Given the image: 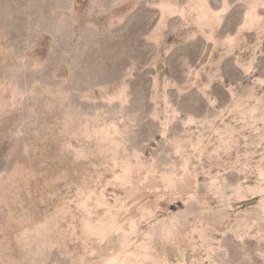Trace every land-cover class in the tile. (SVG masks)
Returning <instances> with one entry per match:
<instances>
[{"label": "rangeland", "instance_id": "rangeland-1", "mask_svg": "<svg viewBox=\"0 0 264 264\" xmlns=\"http://www.w3.org/2000/svg\"><path fill=\"white\" fill-rule=\"evenodd\" d=\"M110 216L122 264H264V0H0V264H104Z\"/></svg>", "mask_w": 264, "mask_h": 264}, {"label": "bare ground", "instance_id": "bare-ground-1", "mask_svg": "<svg viewBox=\"0 0 264 264\" xmlns=\"http://www.w3.org/2000/svg\"><path fill=\"white\" fill-rule=\"evenodd\" d=\"M201 2H199L200 4ZM203 7V6H202ZM201 9V8H200ZM248 17V12H246V18ZM166 131V128L164 129ZM186 133V132H185ZM231 134L232 132L230 130H224L222 132V136L221 138L219 139L221 143H223L222 145H228V142L230 140V137H231ZM219 142V143H220ZM127 162V164H123L122 167L123 169V173L125 174H129L131 172H135V173H142L145 174V176H150V175H153V173H155L156 171V166L154 164H151V165H145L142 161H140L138 158L135 159V164L133 163H129L131 161ZM124 163V162H123ZM166 164V163H165ZM165 167V166H164ZM168 167V166H167ZM166 168V167H165ZM175 166L174 165H170L168 169V172L165 173V172H159L160 173V176L161 178L167 182L168 185H174L175 184V179L174 177H176V173H175ZM182 175L180 176L179 179H184L185 177V172H186V162H184L182 164ZM158 173V174H159ZM157 174V173H156ZM104 206L107 205L106 203H103ZM108 208V207H107ZM111 218L109 219V221L107 223H105L104 225H101V231L102 232H108V231H114L118 234H120V237L122 239V237L127 238L126 235L130 234V233H135L136 231L134 230V227L132 224H130V222H128L126 225L122 224V225H118L115 218L113 216H110ZM172 225L176 228L177 227V223L174 222L173 220L172 221H168V222H164L160 225V234L162 236H171L172 234H174V230H172ZM99 227V228H100ZM178 229V228H176ZM96 230H98L96 228ZM95 230V231H96ZM99 231V230H98ZM98 233V232H97ZM102 234V233H101ZM107 234V233H106ZM97 235V234H96ZM99 235V234H98ZM118 236V235H117ZM118 241H122V240H118ZM124 241V240H123ZM127 240L125 239V242L123 243L124 245L121 247V250H120V256H112V257H109L108 259H106V261L104 262V264H122L123 262V258H125L126 256L128 255H136L134 254L135 252H132L130 251L129 249H127ZM122 244V242L120 243ZM119 244V245H120ZM136 251V250H135ZM140 253H137L141 255L142 257V260L143 262H147L148 260H150V254L147 250V248H143L142 250H139ZM138 251V252H139ZM115 255V254H114ZM139 255V256H140ZM137 258V257H136ZM154 258V257H153ZM163 261V260H162ZM143 262H137V264H141ZM165 262V260H164ZM156 263V262H155ZM160 264V263H159ZM167 264V262L165 263Z\"/></svg>", "mask_w": 264, "mask_h": 264}]
</instances>
